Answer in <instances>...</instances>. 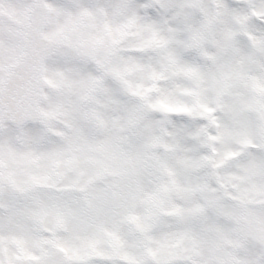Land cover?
<instances>
[{"label": "snow or ice", "instance_id": "snow-or-ice-1", "mask_svg": "<svg viewBox=\"0 0 264 264\" xmlns=\"http://www.w3.org/2000/svg\"><path fill=\"white\" fill-rule=\"evenodd\" d=\"M0 264H264V0H0Z\"/></svg>", "mask_w": 264, "mask_h": 264}]
</instances>
